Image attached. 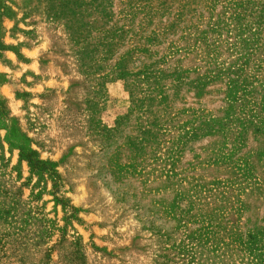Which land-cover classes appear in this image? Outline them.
<instances>
[{
    "label": "rangeland",
    "instance_id": "1",
    "mask_svg": "<svg viewBox=\"0 0 264 264\" xmlns=\"http://www.w3.org/2000/svg\"><path fill=\"white\" fill-rule=\"evenodd\" d=\"M0 264H264V0H0Z\"/></svg>",
    "mask_w": 264,
    "mask_h": 264
},
{
    "label": "trees",
    "instance_id": "2",
    "mask_svg": "<svg viewBox=\"0 0 264 264\" xmlns=\"http://www.w3.org/2000/svg\"><path fill=\"white\" fill-rule=\"evenodd\" d=\"M5 47H6V45L0 43V48H5Z\"/></svg>",
    "mask_w": 264,
    "mask_h": 264
}]
</instances>
